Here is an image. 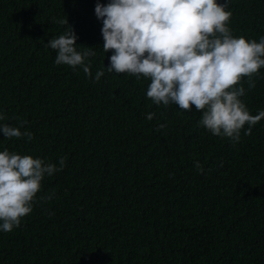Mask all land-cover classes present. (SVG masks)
Wrapping results in <instances>:
<instances>
[{"label":"trees","instance_id":"1","mask_svg":"<svg viewBox=\"0 0 264 264\" xmlns=\"http://www.w3.org/2000/svg\"><path fill=\"white\" fill-rule=\"evenodd\" d=\"M109 2L0 0V125L33 134L0 133V152L67 158L20 226L0 230V264H264V119L234 143L198 126L194 105H155L149 78L107 72L95 7ZM226 11L233 36L264 37V0ZM53 18L94 48L91 77L55 63L47 44L67 25ZM254 79L241 97L251 115L264 110V68Z\"/></svg>","mask_w":264,"mask_h":264},{"label":"clouds","instance_id":"2","mask_svg":"<svg viewBox=\"0 0 264 264\" xmlns=\"http://www.w3.org/2000/svg\"><path fill=\"white\" fill-rule=\"evenodd\" d=\"M227 8L228 0L222 4L217 0L97 3L95 14L103 24V50L113 51L107 72L133 74L137 80L149 78L146 95L155 105H178L180 110H192L194 105L201 113L198 126L214 136L238 142L246 124L244 134L251 135L252 127L264 119V110L251 115L241 99L255 88L254 75L264 68V37L257 42L233 36L227 26L232 13ZM52 22L67 25L62 35L47 44L57 53L55 63L74 69L80 66L91 77V64L86 61L96 54L94 48L76 46L78 37L67 18H53ZM102 76L104 71H97L95 81ZM242 77L247 78L243 83ZM154 116L150 113L147 119ZM5 119L0 113V120ZM21 127L0 125V133L7 139L27 137L31 141L33 134L22 132ZM66 159L61 157L57 167L45 159L8 149L0 152V230L11 232L20 226L21 218L32 212L45 176L62 171ZM195 167L203 173L198 161ZM52 195L39 199L51 200Z\"/></svg>","mask_w":264,"mask_h":264}]
</instances>
